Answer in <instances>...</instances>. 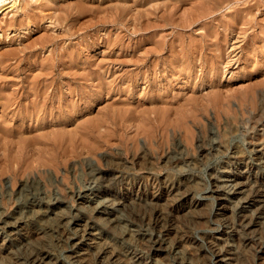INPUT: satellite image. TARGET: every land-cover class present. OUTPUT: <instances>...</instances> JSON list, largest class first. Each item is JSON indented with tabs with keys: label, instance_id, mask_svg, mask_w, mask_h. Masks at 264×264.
<instances>
[{
	"label": "rangeland",
	"instance_id": "374dc122",
	"mask_svg": "<svg viewBox=\"0 0 264 264\" xmlns=\"http://www.w3.org/2000/svg\"><path fill=\"white\" fill-rule=\"evenodd\" d=\"M8 1L0 81L47 84L53 109L0 131V221L50 238L37 213L55 209L143 261L160 239L168 264H264V0H135L116 26V0ZM52 247L75 264L71 243Z\"/></svg>",
	"mask_w": 264,
	"mask_h": 264
},
{
	"label": "bare ground",
	"instance_id": "6f19581e",
	"mask_svg": "<svg viewBox=\"0 0 264 264\" xmlns=\"http://www.w3.org/2000/svg\"><path fill=\"white\" fill-rule=\"evenodd\" d=\"M116 1L117 2H115L114 4L117 6L116 9L119 10L118 12L119 14L115 15V17L111 19V24L115 26L118 25L119 23H123V21H127L126 16L129 13V10H128L130 7L129 4L132 2L136 3L135 0H129V1L124 0L123 1L124 7H120L118 6L119 5L118 0ZM151 2L157 3L158 1L148 0V2H146V5H151ZM14 4L15 3L10 2L8 0L7 1L0 0V15H2L9 8L13 7ZM83 4H86V3H83ZM68 6L75 8L76 5L73 3H70ZM85 7H87V5H82V8H85ZM97 14L98 12L96 13V15ZM130 33L134 34L135 32L131 31ZM71 58L72 56H70V60L72 62ZM60 59H61V56L59 57V60ZM48 87L49 86L47 84H42L41 86H39V82L36 79H34L33 82H30V81L28 82V80H23V79L17 80V81L8 80L6 78L1 79L0 81V114H1V117L0 118L1 120L8 119L12 122L10 125L1 126L0 127V131H2L1 133L2 134L14 133V135L15 134L17 135L19 134V132H21V130L24 129L25 124L28 121L31 124L34 121H37L41 117V115L46 113L48 110H52L53 106L51 105L52 103L51 99L53 100V98H51V94L48 92ZM235 155L238 158H242L240 151H236ZM246 183H247L246 179H242V180L239 179V181H236V179L228 177V179L223 181L222 187H223V190H225L228 194L240 196L245 192ZM179 197H181L182 199H187L189 195L185 193ZM224 209H227L228 211L231 212L230 208L228 209L227 207H224ZM94 210L96 211L95 207H92L89 211L92 213V211ZM200 211L203 212V210H200ZM37 214H38V217L40 216L39 217L40 221L41 220L45 221V228L49 232H51L50 238L48 237L46 233L44 232L40 233V231L36 233L34 232V234H32L31 231H29V229H27L25 226V222H26L25 217L17 218V220L13 222L12 224H8L6 222L0 221V264H22L19 260L15 258L16 256L14 257V254L12 253V251L9 250L12 248L20 250L18 251V255L26 263H29V264H59L58 260L55 259V257L53 256L52 244L53 246L56 245L60 247L62 245V242L64 241L71 243L72 247H74V251H72L70 255L75 264H168L166 257L170 255L172 256L177 255L175 251L177 249H175L172 245L168 244L164 240L158 239V240H155L153 244L147 249V252L152 253L153 256H156L157 259H159L158 262L156 261L151 262L147 260L143 261L141 255H139L135 251L130 250L128 247L127 248L121 247V246L116 247L113 243H111L109 246L108 245L102 246V244L98 242L97 237L94 236L95 233L94 234L91 233V231H93V228L89 226V224H87L86 222L84 223L82 222V224L81 223L76 224L77 227L76 228L73 227L74 229H72V232L68 231L64 213L62 214L60 210L54 209L50 213L49 216H46L45 212H40V211ZM121 215L120 217H122ZM249 218L250 219L247 220V217L244 214L239 216L238 218L239 222H238L237 227H239L240 231L244 233L252 232L253 230L252 226H255L254 225L255 222L252 217H249ZM52 230L58 234L56 236H52L53 234ZM238 231L236 232V234L238 233L237 235L239 236ZM31 243L36 244V247L37 246L41 247L43 252H38L34 250L32 248ZM217 263H221L220 260L217 261ZM180 264H185V262L181 261Z\"/></svg>",
	"mask_w": 264,
	"mask_h": 264
}]
</instances>
